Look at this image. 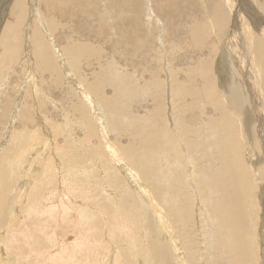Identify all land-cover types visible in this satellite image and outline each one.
Wrapping results in <instances>:
<instances>
[{
	"label": "rangeland",
	"instance_id": "obj_1",
	"mask_svg": "<svg viewBox=\"0 0 264 264\" xmlns=\"http://www.w3.org/2000/svg\"><path fill=\"white\" fill-rule=\"evenodd\" d=\"M1 2L2 0L0 5ZM35 2L36 0H26L27 10H30L26 20L33 21L35 18L32 19V16L35 15L45 26L44 17L48 13L54 20L59 18L60 7L57 4L40 1L38 5V2ZM153 3L155 0H127L126 5H118V8L110 10L106 9L103 0L99 1V12L105 15V18L101 19V27L107 28L103 30L104 35L101 38L104 39L108 31L110 35L107 40L112 48L109 50L107 42L100 44L103 52L98 55L99 63H93L94 58L91 56L90 59L88 56H81L82 60L76 59L80 61L79 64L77 62L80 68L78 73L82 71L79 80L75 78L73 81L70 77L68 79L66 73H63L64 76L62 74L60 79L62 81L55 84V73L46 72L40 75L35 69L34 56L27 51L25 43L18 48L19 52L17 51L15 57L4 61L0 68V86L4 84L2 89L0 88V144L6 145L3 150L0 149V168L12 171V180L7 188L0 189L1 213L4 220L0 223V264L212 262V257L206 254V202L209 195L207 179L212 174V169L206 172V161L211 154H206V102L193 105L189 103L185 107V113L176 117L174 103L170 101L169 96L170 82L164 86V91H160L161 83L158 80V85L153 88V69H156V79L166 78L165 71L158 68L163 57L161 49L165 48L159 44L162 41L160 39L170 43L166 45V49L171 51L170 47L175 42V37L172 36L177 27L174 20L164 23L155 12ZM133 9V19L140 24L142 22V25L131 29L129 32L132 35L128 36V26L123 23H127ZM223 14L222 12L218 16L219 20L225 19ZM4 17L2 23L8 22V16L5 14ZM26 22L21 26L23 29L29 24ZM97 25L99 24L95 22V26ZM118 30L119 32L115 33ZM42 31L50 42L55 41L54 36L49 34L51 31ZM139 32H142L147 44H129L126 36L129 41L139 42ZM25 33L24 39L27 38ZM61 33L59 31L55 36L60 46V36H65L68 31ZM87 33L85 30L86 44L95 47L97 41L91 39ZM116 35L119 37L115 38ZM113 38L115 39L112 41ZM182 40L186 42L185 34ZM60 46L54 47V52H57L53 55L56 69L64 67L66 70L69 67L71 72L68 73L73 74L72 65L76 61L70 62L67 55L61 56ZM140 47H143V50ZM221 47L223 48V44ZM200 49H205L202 42ZM143 51L147 54L145 63L148 62L146 64L149 65L145 67V72H142L139 66L144 62L139 58V54H144ZM185 54L191 52L183 49V55ZM168 55L171 59L168 64L170 71H177L178 74V78L171 81L175 86L182 79L179 75H184L186 69L181 70L177 65L180 59H177L175 53L169 52ZM89 61L93 64L89 63L87 66L86 62ZM60 62L63 67H58ZM109 62L115 63V70L118 71L119 68L124 78L128 76L130 85L141 87L144 82L146 91L143 93L144 89L135 88L133 98L131 95L125 96L124 91H116L112 83L103 84L104 86L93 84L97 80L93 81L92 77L97 72L106 71L99 70L101 64L105 63L107 66ZM222 62L220 55L216 61L215 72L221 88L231 86L232 77L235 75L234 69H229L227 64L224 67ZM131 63L134 65L130 66ZM42 79L46 80L45 83H50V91L46 89L49 86H45ZM70 81H78L80 85L77 82L74 85ZM33 82H37V85L32 84ZM243 87L245 91H249L245 84ZM92 96L99 102L101 111L98 105L90 106ZM244 111L249 117L247 124L250 130L254 116L255 121L257 117L254 111V114L247 108ZM93 120L95 124L91 125V133L87 131L85 124ZM25 132L27 134H24ZM88 133H91V136ZM102 135L108 140L107 149L106 145L102 144ZM100 140L101 145H98ZM65 141L70 143L65 146ZM92 141L94 143L91 146L89 144H92ZM249 142H252L251 138ZM147 144L149 145L146 146ZM118 146L124 152L130 174L118 168V162L111 159L110 152L115 151ZM263 150L260 148L255 152L259 153L255 168H264ZM244 154L246 164L252 167L250 150L247 149ZM136 155L141 157L136 159ZM213 167L220 168V163L215 162ZM68 175L70 177H67ZM130 179L136 187H133ZM256 183L257 187L261 185L257 199L263 202L264 181ZM152 184L156 188L155 194L152 192ZM33 185L36 186L32 187ZM147 199L153 200L162 211L168 225H163L161 218L156 220L155 211L151 209V204L148 205ZM157 200L162 201L163 205ZM174 200L179 207L185 209L183 215L191 227H181L177 221L178 216L165 210L164 206ZM262 222L264 223V219ZM260 243L264 264V242ZM189 249L196 252L188 251Z\"/></svg>",
	"mask_w": 264,
	"mask_h": 264
},
{
	"label": "bare ground",
	"instance_id": "obj_2",
	"mask_svg": "<svg viewBox=\"0 0 264 264\" xmlns=\"http://www.w3.org/2000/svg\"><path fill=\"white\" fill-rule=\"evenodd\" d=\"M13 1L14 2H12V0H2L0 5V63H2L0 64V68L4 64V61L10 60L11 57L17 53L18 48L25 43L26 46H24L28 49L27 51L34 56L33 58L35 61L33 60V62L36 63L35 69L40 75L46 72L55 73V81H52H54L55 84H59L62 81L60 79H62L63 73H66L68 79L69 77L72 80L75 78L78 80L80 79L79 77L82 71L78 73V69H80L78 64L80 61L78 62L76 59L81 56L83 58L88 56V59H90L89 57L91 56L94 58L93 63L94 61L99 63L97 58L100 56L98 55H101L103 52L100 44L107 42L109 50L112 48H110L108 44L109 40H107L108 35H110L108 31L105 33V38H101V36L104 35L103 30H107V28L101 27L105 15H101L99 12V10H101L98 8L100 0H36L35 3L38 2V5L40 1H42V3H47L48 1L52 5L57 4L60 7V15L57 20H54L50 13L45 15V22H43L45 26L39 22L35 15L32 16V19L35 18L33 21L29 19L26 20L28 18V11H30L27 10L26 0ZM103 3L106 9L111 10L115 7L118 8V5H126L127 0H103ZM153 6L155 12L161 17L164 23L174 20L177 24L176 32L172 36V38L175 37V42L172 47H170L171 51L166 49V45L170 43L165 42L163 38L160 39L162 41L159 42V44L161 43L160 45L165 48L161 49L163 57L158 68L160 71H165L166 78L165 80H160L161 78L156 79V69H153V88L155 85H158L157 82L159 81L161 83H159L161 87L160 91L162 89L164 91V86L168 84V81L170 82V84H168L170 95H168L170 96V101L172 100V103H174L176 117L185 113V107L189 103L193 105L194 103L202 104L206 102V146L208 148L206 154L211 153L209 159L206 161V172L212 169V174L207 179L209 195L206 202V236L208 239L206 254L212 257L211 263L213 264H262L263 259L261 256L263 254L261 255L260 241L264 242V223L262 222V219H264V201L261 202L257 199L259 198L258 194L261 185L257 187L256 182H260V180L264 181V168H255L254 164H257L256 162L259 159V153L256 154L255 152H258L260 148L264 149V0H155ZM6 8L8 9L6 10ZM35 9H37V7ZM134 9L131 13V17L127 18L128 24L123 23L125 26H128V36L132 35L130 33L131 29L138 25H142V22L140 24V22L133 19ZM91 10L93 12H91ZM33 11L35 12L34 9ZM53 12L55 11L53 10ZM222 12L224 13L225 19L219 20L218 16H220ZM5 14L9 19L8 22L5 21L2 23ZM25 21L29 24L23 29L21 26L25 24ZM95 22L99 25L95 26ZM118 28H120V26ZM42 29H45L46 33L51 31L49 34L54 36L53 38L55 41L50 42ZM66 30L68 33L63 37H61L62 35L60 36V42L62 43V46H60L55 36L57 32L60 31L65 33ZM85 30L88 32L87 35H89L91 39L93 38L94 41H97L95 47H91L89 43V45L86 44L87 37L85 35ZM110 30L111 28H109V31ZM137 31H135V33ZM117 32H119V30L115 31V33ZM23 33L27 35L26 39L23 38ZM139 33H141L139 34V39H141V41H129L130 39H127L126 36L128 43H134V45L136 44L135 46H144V43L147 44L142 32ZM184 34L186 36V42L182 40ZM74 36L77 37L74 38ZM117 37H119V35H116L115 38ZM115 38H113L112 41ZM148 38L149 37H147V40ZM151 38L152 37H150V39ZM201 42L205 46L204 50L200 49ZM222 44L223 48L221 47ZM57 45L62 47L61 56L64 57V55H67L70 62L76 61L74 64L78 62L77 65H72L73 74H69L71 72L70 69H68L69 67L65 70L61 62L58 67H63L61 68L63 70L56 69V60L53 55L57 53L54 52V47L58 48ZM129 46L131 47V45ZM136 48L138 47H135V49ZM142 48L141 50H143ZM183 49L188 50L191 54L183 55ZM93 52L94 54H92ZM169 52L175 53L177 59H180L177 65L181 67V70L183 68L186 69L184 75H179V78L182 79L178 81L175 86L172 85L171 81L174 78H178V74L177 71L173 73L169 69L168 64L171 62L168 55ZM143 53L144 54L141 55L139 54V58L144 62H141L140 65L137 64L140 66V70L145 72V67H149V65L146 64L148 62L145 63L144 60L147 58V54L144 51ZM132 54L134 55V53ZM220 55L224 62V67H226L227 64L229 69H234L235 71V75H233L231 81L233 84L231 86L226 85L223 88H221L215 72L216 61ZM95 58L97 60H95ZM19 61H21V59ZM90 61L86 62L87 66ZM153 63L154 62H152V64ZM132 64L133 63H131L130 66H132ZM101 66L102 67L98 66L100 68L98 69L106 71L102 73L97 72V74L92 77L93 81L97 80V82L93 84H101L102 86L103 84L108 85V83H112L116 91H124L125 96L131 95L133 98L135 88L144 89V91H142L143 93L146 91L144 82L140 85L141 87L130 85L127 81L128 76L126 75V78H124L119 68L118 71L115 70L114 62L107 63V66L103 63ZM29 77L27 76V78ZM38 77L39 80H41V77ZM45 81L43 82L45 83ZM76 82L80 85V82L75 81V83ZM34 83L36 84L37 82H33L32 84ZM49 84H47V82L45 83V86H49L46 88L48 91L51 90ZM243 84L249 89V93L244 90ZM3 85L0 86L1 89ZM39 92H41V90ZM89 104L90 106H93V104L94 106H99V102L96 100L95 96L94 98L93 96L91 97ZM246 108L249 112L253 113L254 111L257 117L256 122L255 116L253 115L254 123L250 130L247 124V118L249 117H247L246 111H244ZM95 114L98 116L96 112ZM124 118L126 117H122V119ZM94 122V120L86 122L87 131L92 133L91 125ZM120 124L122 123L120 122ZM249 124H251V122ZM135 130L138 131V129H134V131ZM124 132L125 130L123 133ZM91 133H88L89 136H91ZM136 133H134V135ZM24 134H27V132ZM250 138L252 140L251 143L249 142ZM257 138H259V140ZM102 141V144H105V148L107 149L108 140L104 135H102ZM69 143L70 142L65 141L64 145L67 146ZM93 143L92 141V144L89 145L92 146ZM111 144L112 143H110V145ZM5 145V143L0 144V149L2 148L3 150ZM98 145H101V140ZM148 145L149 144L146 146ZM247 149L250 150L251 153L252 167L245 162L246 155L244 153ZM90 151L93 152V149L90 148ZM115 151L112 150V152H110L112 161L114 162L116 160L118 164H114L118 168L123 169L125 173L130 174V171L128 172L129 167L125 163L123 150L118 146V148L115 147ZM140 157V155H136V159ZM215 162L220 163V168L213 167ZM7 170V168L5 170L0 168V189L1 187L7 188L12 180L10 176V174L12 175V171L8 172ZM6 171L7 174H5ZM218 171L219 174H217ZM67 177L70 176L68 175ZM130 180L132 182V179ZM132 185L136 187L134 181ZM35 186L33 185L32 187ZM152 192L154 194L156 192L154 184H152ZM1 193L2 192H0V201L2 200ZM180 194L182 193L180 192ZM21 197L23 196L21 195ZM149 199H147L148 205L151 204V209L155 211L156 220L159 221L161 218L163 225H168L162 211L157 208L153 200L149 201ZM157 201L163 205L162 201ZM164 202L167 201L164 200ZM164 208L170 214L178 216L177 221L181 227L188 228L192 226L184 218L183 214L186 212L185 209L179 207L175 203V200L165 205ZM1 211L0 203V223H3L4 220ZM148 213L151 214L150 211H148ZM188 251L196 252V250L191 249Z\"/></svg>",
	"mask_w": 264,
	"mask_h": 264
}]
</instances>
